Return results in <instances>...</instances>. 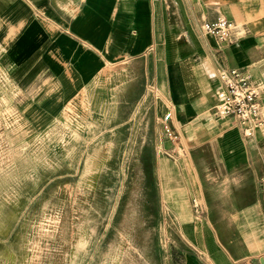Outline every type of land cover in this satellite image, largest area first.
<instances>
[{
    "label": "crops",
    "instance_id": "obj_1",
    "mask_svg": "<svg viewBox=\"0 0 264 264\" xmlns=\"http://www.w3.org/2000/svg\"><path fill=\"white\" fill-rule=\"evenodd\" d=\"M220 17L234 42L203 30ZM231 67L264 116V0H0V68L24 116L48 122L85 95L94 122L150 133L134 147L156 181L149 227L163 264H264V126L247 138L214 113ZM128 100L141 104L129 118ZM169 108L178 142L163 130Z\"/></svg>",
    "mask_w": 264,
    "mask_h": 264
},
{
    "label": "rangeland",
    "instance_id": "obj_2",
    "mask_svg": "<svg viewBox=\"0 0 264 264\" xmlns=\"http://www.w3.org/2000/svg\"><path fill=\"white\" fill-rule=\"evenodd\" d=\"M15 85L0 68V264H163L149 227L156 181L134 147L150 133L94 122L85 95L39 123ZM126 104L128 118L141 105Z\"/></svg>",
    "mask_w": 264,
    "mask_h": 264
},
{
    "label": "built area",
    "instance_id": "obj_3",
    "mask_svg": "<svg viewBox=\"0 0 264 264\" xmlns=\"http://www.w3.org/2000/svg\"><path fill=\"white\" fill-rule=\"evenodd\" d=\"M202 27L204 31L214 34L221 42L235 41L232 34L234 24L226 18L206 21ZM220 80L221 85L216 92L218 105L215 115L233 118L245 137H254L256 131L264 126L258 88L251 83L250 78L241 68H223L220 71ZM172 118L173 111L169 108L162 118L163 130L170 140L178 142L180 134L172 126ZM260 182L264 190V174Z\"/></svg>",
    "mask_w": 264,
    "mask_h": 264
},
{
    "label": "bare ground",
    "instance_id": "obj_4",
    "mask_svg": "<svg viewBox=\"0 0 264 264\" xmlns=\"http://www.w3.org/2000/svg\"><path fill=\"white\" fill-rule=\"evenodd\" d=\"M217 105H218V97H217ZM217 105H216V106H217Z\"/></svg>",
    "mask_w": 264,
    "mask_h": 264
}]
</instances>
